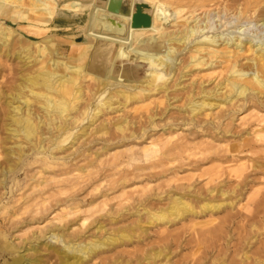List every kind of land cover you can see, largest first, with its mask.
Returning a JSON list of instances; mask_svg holds the SVG:
<instances>
[{"label": "bare ground", "instance_id": "bare-ground-1", "mask_svg": "<svg viewBox=\"0 0 264 264\" xmlns=\"http://www.w3.org/2000/svg\"><path fill=\"white\" fill-rule=\"evenodd\" d=\"M142 1L141 6L144 8L150 26L146 30L143 28L135 29L136 39L133 44L115 40L113 47H106L110 53V61L104 66L103 62L97 59L100 55L98 44L91 48L92 43H95L99 37L97 33H102L105 30L104 19L94 22L91 20V16L93 12H97L109 18L111 12L107 8L105 10L97 9L95 6L96 0H90L89 3L80 0H65L62 3H57V0H0V50L3 47L5 49L9 47L15 32L13 26L18 23L33 29L41 22L47 25V31L50 33L48 37H44L41 41L26 39L27 45H22L13 53H10L9 50L6 53L4 52L6 56L12 55L23 72L26 68L37 66L35 69L20 74L15 93L7 96L6 98L9 97V99L4 101L7 107V122L5 123V130L9 139L7 141L12 144L8 146V152L15 154L16 160L19 161L24 154L25 145L23 143L30 144L31 148L36 149L37 153L41 154L38 156L43 164L41 171H45L47 168L51 170L47 178H40L31 185L32 188H37V193L32 198L19 204V209L24 210L30 205V201H34V203L32 202V224H40L45 220V215L50 214L48 212L54 206L51 200L55 194L62 193L64 189H74V187L82 186V181L79 182L78 179L79 176H75L73 177L75 179H73L70 175H74H72L73 170L79 172L84 167L67 169L68 161L63 157L71 158L68 156L74 153H66V151L72 148L79 139L83 138L82 141L85 142L87 136L92 133L91 131H88V133L87 130L91 125L93 126L99 114L102 115L108 110L111 112L117 111L118 106L124 108L128 103L134 105L135 110L145 109L148 112L145 117L148 125L145 127L140 123L139 129L143 134H147V127H157L155 117L157 115L161 116L167 111L170 112L172 103L180 101L182 102L180 106L174 105L172 107L176 109L177 113L186 116L181 125L200 128L199 131L205 133L216 129L218 134L224 129L230 131L227 123L234 121L235 117L238 119L235 114H242L248 109L264 106V100L260 96L264 94V40L252 44L251 42L254 39L249 36L238 34L235 38L222 39L221 35L208 33L207 23L211 13L208 8L210 6L208 0H177L178 3L176 2L177 4L174 6L173 3L169 4L164 1ZM183 1H191L193 8L188 12L184 11V7L181 5ZM205 1L208 3L205 4ZM232 1L238 2L240 0ZM241 1L244 5L257 2L255 0ZM200 9L204 10L202 17L197 16ZM37 13L43 14L40 22L39 18L34 16ZM241 13L239 10L237 15ZM35 19L36 23L34 22ZM126 21L133 25L134 18H128ZM69 28H79L83 32L91 31L92 33L88 34L90 40H86L84 44L82 43L83 46L81 47H72L66 59L61 60L57 56V59H53V56L59 53L58 48L60 53L67 50V45L61 41L60 34L63 30ZM111 37L112 34L109 33L108 38L111 39ZM191 43L192 45H190ZM71 44H74V42L71 41ZM185 49L186 58L179 59L177 62L176 55L179 51ZM117 56L127 58L129 67L119 70L113 69L112 78L121 82L127 81V83L117 82L120 87L117 86L118 88L111 92L107 90L109 89L110 79H107L106 75L112 66V60ZM241 60L245 61L241 62ZM130 61L140 63V66L141 63L147 66V71L144 72L142 78H137L140 71L139 64L132 65ZM194 70L204 72L201 76L202 79L198 82L192 79L186 86L185 84L181 85L180 79L185 76H192ZM216 78H218V81L212 87H209L207 82L210 83L211 81L212 83V80ZM87 82L88 84H86ZM29 97L41 101L39 108L43 114L42 118L33 116ZM94 98L96 104L92 105L89 102H92ZM114 104H117V106L114 107ZM151 105L153 106L150 108ZM174 108L172 109L174 110ZM200 115L204 119L196 121L195 124L193 121ZM243 117L239 118L240 121L244 120ZM35 118L39 119H37V123L34 122ZM166 118H170V116L168 115ZM83 120H86L87 124L73 131L78 123ZM256 120L257 124L254 127L258 128L252 129L251 132L253 133L264 130L262 129L264 127V117L261 116ZM106 121L104 120L99 128L97 127L100 134L107 131L109 122L106 123ZM202 122L206 123L202 124ZM112 124L114 130L124 133L130 125H135V122L124 117L117 118V121ZM174 125L177 124L171 123L168 125V129H171L168 132L162 129L163 136L156 137L155 140L149 143L147 150H145L150 156L147 160L157 157L159 164H171L175 161H186L190 155L198 152H191L194 149L193 144L191 145L194 142L192 140V142L187 139L178 140L179 142L170 140V137L177 132L176 129H172ZM42 127L45 132L41 131ZM103 147L105 149L102 150H106V146ZM197 148L196 150H198ZM203 148L202 151L205 152ZM202 151L199 152L202 153ZM58 153H64V155L57 156ZM203 155L205 154L203 153ZM38 157L35 159L38 160ZM243 168L245 167L242 165L232 168L231 175L235 179L241 178ZM259 168L261 174L264 175V163H261ZM167 169L172 175L165 180L166 185H170L171 182L174 184L180 180L188 181L192 178L176 177V169ZM9 170H12V168L9 167L7 171ZM0 176H2L0 186L4 188L2 185L5 181V171ZM148 176L155 177L156 175L151 174ZM200 176H206V186L217 181L219 174L213 168L202 170L198 177ZM127 180L124 176L119 181L124 182ZM239 186L240 182L232 188L226 186L224 189L219 185H215L212 187L206 186L203 191H198L192 185L187 184L184 186L175 183L170 185L166 191L152 193L154 200L160 201L163 197L167 199L165 206L162 205L154 210L149 209L147 207L149 197H144L138 201V205L142 206L141 209L137 207L134 213L137 217H141L142 213L147 214L146 224L156 225L161 223V226L165 229L168 223L183 219L186 215L196 217L198 213L204 211L212 213L213 210H219L223 205H228L231 208L233 206L232 200L226 203L225 201H216L214 198L216 195L229 198V196L240 191ZM124 189L125 185H121V192ZM256 194L259 196L254 209L256 212L243 216V219L249 216L248 219L251 220L255 214L264 213V191H257ZM76 198L71 196L63 201L53 199L55 204L62 202L61 205H65L69 202L61 208L66 209L64 212L56 213L57 215L53 216L52 221L59 222L55 224V228L50 227L51 229L45 232L41 231L40 234L33 232L23 245H17L12 242L13 240L4 239L0 249L14 255L11 262H5V264H40L41 258L38 254L40 247H44L45 251L53 253L56 259L54 264H85L88 260L93 259L98 251H104L114 245L116 241L132 238L131 233L121 230L113 235H107L106 233L98 237L93 234L87 240L80 239L79 234L71 232V230H74L71 229V226L77 221L78 225L82 226L83 221L88 216L79 217L75 222L67 220L68 225L64 222V219L68 216L80 213V205L75 202ZM192 198L201 200L198 209L191 204ZM226 198L223 199L226 200ZM105 204L106 202L103 201L101 205L104 207ZM92 205L90 206L92 207ZM16 213L14 212L13 215ZM108 218L110 221H116L117 219L116 216L112 215H109ZM50 221L51 219H49ZM226 222H231L230 218L212 225V228L208 230V235L211 233L214 236L213 233L225 227ZM140 223L141 221L138 220L137 227L145 233L146 227ZM25 224L29 226L30 221ZM93 227L95 232L104 230V225L99 221H95ZM228 229L227 232H229ZM41 238H44V240H41ZM203 238V233L197 234L195 244L200 247ZM260 245L258 258L252 259V264H264V259H262L264 258V244ZM234 247L237 248L235 244ZM167 254L169 252L164 254L163 248L150 249L142 257V260L145 261V264H161V261H157V259L161 255L166 258L168 257ZM248 258L250 257L244 253L239 261L232 264H244ZM216 261L215 259L213 262L216 263ZM217 264H224V261Z\"/></svg>", "mask_w": 264, "mask_h": 264}, {"label": "rangeland", "instance_id": "rangeland-1", "mask_svg": "<svg viewBox=\"0 0 264 264\" xmlns=\"http://www.w3.org/2000/svg\"><path fill=\"white\" fill-rule=\"evenodd\" d=\"M64 1L65 0H57V3H62ZM80 1L87 3L90 2V0ZM156 1H164L169 4L173 3V6L178 3L177 0ZM255 1L257 2H251L250 4L244 5L241 0L238 2H233L232 0H208V5H210L208 8L211 12H209L211 16L209 15V21L207 23L208 33L221 35L222 39H228L231 37L235 38L238 34H241L253 38L254 40L251 42L252 44L256 41L260 42L264 40V24H262L264 23V0ZM208 2L205 1V4ZM108 4L109 0H96L95 6L97 9L105 10L106 8L108 9ZM142 4V0H124V5H129L127 13H114L108 9L111 12L109 18H106L105 15L97 12H93L92 16L90 15L91 20L94 22L104 19V32L107 31V33L112 34L110 39L108 38L109 35L101 36L100 33H97L99 37L95 43L93 42L91 45L92 48L94 45L96 46L98 44L97 46L100 49V55L97 59L102 61L104 66L110 61V53L106 47H113L112 45H114L117 40L119 42L133 44L136 39L135 29L143 28L146 30L150 26L149 20L144 24L142 20L135 18L137 13L146 15L144 8L141 6ZM181 5L186 12L193 8L191 1H183L181 2ZM203 9L205 10V8ZM203 9H200L199 11L197 10L198 13L195 12L198 17H202L204 12ZM239 10L242 13L237 15ZM256 13H259L258 16ZM41 15L43 16L42 13L34 15L39 18V22L42 19ZM112 17L120 19V27L114 26V24L111 23ZM128 18H134L133 25L127 23L126 19ZM34 22H37L36 19ZM13 27L15 28V32L9 47L7 49L3 47L0 50V175L5 171V181L2 185L4 188H1L0 186V248L3 245L4 239H9L10 241L13 240L12 242L17 245H23L27 242L33 232L40 234L41 231L45 232L51 228H55V224H58L59 222L56 220L52 221L53 216L55 217L56 213L64 212L66 209L61 208L69 202L65 205H61L62 202L55 204L53 199L63 201L64 199H69L71 196H74L75 198L77 196L75 202L80 205V213L74 216H68L64 219V222L68 225L69 223H67V220L75 222L79 217L88 216V218L83 221L82 226L78 225V221L71 226V229H74L71 230V232L73 234H79L81 236L80 239L87 240L93 234L98 237H101L106 233L107 235H113L121 230H125L132 234L130 240L123 239L122 241H116L117 243L115 242L114 245H111L104 251H98L97 255L93 259L88 260L85 264H145L142 257L150 249L157 248H163L164 254L169 252V254H167L168 257L163 258L161 255L159 259H157V261H161V264H196L197 262L198 264H217L220 261H224V264H232L239 261L241 255L244 253L250 257L244 262V264H252V259L258 258L260 244H264V213L255 214L251 220L248 219L249 216L244 219L243 216L254 214L256 212L254 209L259 200V196L256 192L264 191V175L261 174L262 172L259 168L260 164L264 163V130L258 133L251 132L252 129L258 128L254 127V125L257 124L256 119L261 116L264 117V106L248 109L242 114H235L238 119L234 116L235 120L227 123L230 131L224 129V131L222 130L218 134L216 129L205 133L199 131L200 128L181 125L186 116L177 113L176 109L172 107L174 105L180 106L182 104L180 101L172 103L171 109L169 110L170 112L166 110L167 112L163 113L161 116L157 115L154 119L157 123V127H147V134H143L139 129L140 123L145 127L148 125L147 119L145 118L148 112L145 109L135 110L134 108L136 107L128 103L124 108L118 106L117 111L111 112L108 110L104 112L105 114H99L93 123V126L91 125L88 128L87 132L91 131L92 133L87 136L85 142L82 141L84 140L83 138L79 139L77 143L70 148L71 150L69 149L67 150L68 152L66 151V153H74L71 156H68L71 158L68 159L63 157L68 161L66 165L67 169H76L79 166L84 167L83 170L79 172L73 170L72 175H74H70L71 178L79 176L78 179L79 182L82 181V186L74 187V189H64L62 192L63 194H55L51 200L54 206L49 210L48 213L50 214H46L45 220L40 224H32V204L34 201H30L31 203L28 202L30 205L24 210L19 209V204L24 200L26 201L29 198H32L37 193V188H32L31 185L40 178H47L51 170L47 168V170L41 171L43 164L38 157L41 154L37 153L36 149L31 148L30 144L23 143V145H25L24 154L19 161L16 160L15 154L8 152V146H11L12 144L7 141L9 140L5 130V123L7 122V107L4 101L9 99V97L6 98L7 96L15 93L16 85L19 83L18 79L23 71L19 64H17L16 60L13 59L12 55L6 56L5 53L8 50L10 53H13L22 45H27L28 42L25 41L26 39L41 41L44 37H48L50 33L47 31V25L41 22L38 23V26L36 27L37 30L36 28L32 29L21 23H18ZM118 28V35H116L115 33ZM91 33V31L83 32L79 28L63 30L60 34V39L67 45V50L60 53V49L58 48L59 55H54L53 59H57V57L61 60L66 59L72 47H81L86 40H90L88 34ZM71 41H73L74 44H71ZM149 42L148 39V43ZM190 45H192V43ZM91 48L89 49L92 50ZM185 52L186 49L178 52V55L175 57L177 58V62L179 59L186 58L187 54ZM244 61L245 60H241V62ZM127 62H129L128 59L122 56H117L112 60V66L106 75V78L110 79V85L108 86L109 89H107L108 91L110 90L112 92L114 89L118 88V83L121 82L112 78L113 69L119 70L124 67L128 68L129 65ZM130 64H139L138 66H140V63H137L136 61H130ZM36 67L37 66L34 65L30 68H26L23 73L35 69ZM139 69L140 71L137 74L138 79L144 76V72L147 71V66L141 63ZM203 73V71L197 72L194 70L192 76H185L180 79L181 85L185 84L186 86L192 81V79L197 82L200 81ZM217 81L218 78L213 79L212 83L211 81L210 83L207 82V84L209 87H212ZM125 82L127 83V81H122L121 83ZM86 84H88V82ZM260 96L262 97V100H264V94H261ZM29 99L31 100L33 116L42 118L43 114L39 108L41 101L37 99L34 100L32 97H29ZM89 103L92 105L96 104L95 98ZM113 106L115 107L117 104H114ZM152 106L153 105H151L150 108ZM160 108H162V106H160ZM172 108H174V110ZM168 115L170 118H166ZM242 116H244V120L240 121L239 118ZM124 117L129 121L135 122V125L132 124L126 131H124V133H119L114 130L112 123L117 121V118L121 119ZM37 119H34L35 123L38 122ZM203 119L204 117L200 115L193 122L196 124V121ZM104 120H107L106 123L109 122V125L107 124V131L104 134H100L98 128ZM208 122H210V120H208ZM171 123L177 124L174 125L172 129H176L177 131L174 134L178 133L176 136L173 134V137H170L172 142H179L178 140L181 141L183 139H187L190 142L194 141L191 143L194 147L191 152L202 151L203 147H205L203 148L205 152H197L194 155H190L186 161H175L171 164H159L157 162V157L147 160L150 156L145 150H147L149 143L152 142V140H155L156 137L163 136L162 129H165V132L171 130L168 129V125ZM204 123L202 122V124ZM86 124V120H83L81 123H78V126H76V129H73V131ZM262 129H264V127H262ZM41 131L45 132V129L43 128ZM131 133L133 134L131 135ZM103 146H106V150H102L105 149ZM196 146L200 147L197 148ZM195 147L198 150H196ZM203 153L205 155H203ZM56 155L63 156L64 153H58ZM36 157H38L37 159L39 161L35 159ZM74 157H76V159H74ZM180 165L181 167H179ZM239 165H242L245 168L241 171V178L235 179L231 175V169L236 168V166ZM9 167H11L12 170L7 171ZM167 168L176 169V177H192L188 181L180 180L175 183L184 186L187 184L192 185L194 189L198 191H203L206 186L212 187L215 185H219L224 189L226 186L232 188L239 182L240 191L235 195L229 196V198L220 197L218 195L215 196L214 199L216 201H225L227 203L232 200L233 206L231 208L228 205H223L219 210H213L212 213L204 211L198 213L196 217L186 215L183 219L168 223L165 229L161 226V223H157L156 225L146 224L145 221L148 220L147 214L142 213L141 217H137L134 211L137 207L138 209H141L142 206L138 205V201L144 197H149L147 202V207L149 209L154 210L162 205H166L167 199L163 197L160 201L154 200L153 194L155 192L166 191L169 189L170 185L175 184H173V182H171L170 185L164 183L165 180L172 175L170 171H167ZM213 168L218 171L219 177L217 181L205 186L206 176H198L201 174L202 170ZM84 170L86 171L84 172ZM161 173L163 174L160 175ZM151 174L156 176L149 177L148 175ZM124 176L128 180L124 182L119 181L120 178ZM1 177L2 176H0V178ZM121 185H125L123 192L120 190ZM21 196L23 197L19 199L18 197ZM223 198H226V200ZM101 201L106 202L104 207L101 205ZM200 201V199L192 198L191 204L198 209ZM91 204H93L92 207L90 206ZM14 212L17 213L13 215ZM109 215L116 216V221H110L108 218ZM229 218L231 222L225 223L226 228H220L217 232L213 233L214 236H212L211 233L208 235V230L212 228V225L218 224L223 219ZM49 219H51L50 222ZM138 220L141 221L140 224L146 227L145 233L137 227L136 223ZM28 221H30L29 226L25 224ZM95 221L101 222L104 225V230L95 232V228L93 227ZM227 229L229 232L226 231ZM199 233L204 234L203 243L200 247L195 244V238ZM41 240H44V238H41ZM234 244L237 248L234 247ZM39 250L38 254L41 258L40 264L55 263L56 259L53 253L45 251L44 247H40ZM13 256V254L0 249V264L11 262ZM215 259L217 260L216 263L213 262ZM154 261L156 262V260Z\"/></svg>", "mask_w": 264, "mask_h": 264}, {"label": "water", "instance_id": "water-1", "mask_svg": "<svg viewBox=\"0 0 264 264\" xmlns=\"http://www.w3.org/2000/svg\"><path fill=\"white\" fill-rule=\"evenodd\" d=\"M128 7L129 5H124V0H109L108 9L114 13H127ZM135 18L142 20L144 24L147 23L146 21H148L147 16L141 15L140 13H137Z\"/></svg>", "mask_w": 264, "mask_h": 264}, {"label": "crops", "instance_id": "crops-1", "mask_svg": "<svg viewBox=\"0 0 264 264\" xmlns=\"http://www.w3.org/2000/svg\"><path fill=\"white\" fill-rule=\"evenodd\" d=\"M111 23H113L114 26H117V27H120L121 26V23H120V19L119 18L112 17ZM114 31H116V30H114ZM118 31H119V28H118V30L115 33L116 35H118ZM109 32H110V30H109ZM100 34H101V36H103V35L104 36H108L109 35V33H107V31H105L104 33L103 32L102 33L100 32Z\"/></svg>", "mask_w": 264, "mask_h": 264}]
</instances>
